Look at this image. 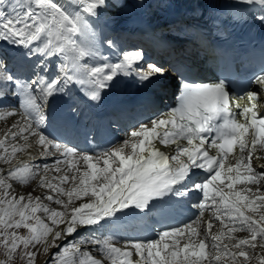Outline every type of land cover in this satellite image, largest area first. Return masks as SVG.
Segmentation results:
<instances>
[{
    "label": "snow or ice",
    "instance_id": "1",
    "mask_svg": "<svg viewBox=\"0 0 264 264\" xmlns=\"http://www.w3.org/2000/svg\"><path fill=\"white\" fill-rule=\"evenodd\" d=\"M106 5L0 0V264H264V63L238 91L171 65L174 106L99 150L47 131L54 98L76 128L118 77L166 75L142 49L105 54ZM241 5L264 25V0Z\"/></svg>",
    "mask_w": 264,
    "mask_h": 264
},
{
    "label": "bare ground",
    "instance_id": "2",
    "mask_svg": "<svg viewBox=\"0 0 264 264\" xmlns=\"http://www.w3.org/2000/svg\"><path fill=\"white\" fill-rule=\"evenodd\" d=\"M154 0H141V2H138L137 0H107V5L101 10L100 16L97 18V20L94 22L93 26L97 28V39L98 40H107L110 38H106V35L110 33L111 30H113L115 27H119L121 36L124 41L128 38H133L134 36H138V38H135L134 44H137V40L141 39V42L139 44L140 47L132 48V47H124L123 42L118 41L116 39H113L117 45L116 48L108 49L107 45H104V51L106 55L110 56V59L115 62L118 59V54L121 50L129 48L130 49H142L145 53V56L147 55H154V63H157L159 65L164 66L167 68L168 64L172 63V60L169 58L168 60L166 57H162L160 54V48L156 45L155 39L152 35L145 36L142 32L133 33L131 30L134 28L132 27L133 23V16L135 14V10L138 11H144L145 16L149 18V15L152 18V23L154 27L152 30H154L157 34L162 35L164 30H167L169 27L162 28L160 27L163 20H161V11L158 9H154L153 7ZM149 15H148V13ZM184 25H180V28L178 29L179 37H185L187 40L195 39V35L192 31V29H189L191 26L190 21L183 22ZM132 33V35H131ZM130 35V36H128ZM168 35V34H167ZM166 35V36H167ZM128 36V37H127ZM165 37V35H162ZM127 37V38H126ZM142 41L144 42L142 44ZM146 41V42H145ZM172 45V44H171ZM167 54L165 52L162 53V55ZM151 61V60H148ZM11 67H14V65H10ZM173 76L172 75H165L163 77H157L155 78L151 83L146 84L148 85H154V86H161L160 89L157 92V96L162 95L164 90L168 89L169 84L171 83ZM165 79V81H163ZM124 84H133L134 86L138 85V81L134 76H121L118 77L114 82L113 86H117V89L119 90V93L122 96L128 97V93L124 92ZM169 98V96H167ZM84 107V105H83ZM167 106H161V110H164L167 108ZM84 115L87 117L85 120L84 117L81 118V121H78V127L81 132H90L93 137L100 143V140L96 136L98 132L100 133V136H107L111 137L113 139L112 143H115L117 140L123 137L124 133L126 132V129L134 120L140 119V118H115L113 120H110L108 124L104 122L106 128L102 129L101 124L98 120L93 119L89 115L86 114L84 111ZM137 115V114H136ZM143 116V115H140ZM146 118L150 117L151 114H146ZM125 118V121L123 120ZM90 121V123L88 122ZM88 122V124H87ZM94 130V132H92ZM83 141L81 136L76 137L75 142ZM84 142V141H83ZM105 147L104 145L101 146V148ZM83 148V145L81 146ZM29 189H25V191H28Z\"/></svg>",
    "mask_w": 264,
    "mask_h": 264
},
{
    "label": "rangeland",
    "instance_id": "3",
    "mask_svg": "<svg viewBox=\"0 0 264 264\" xmlns=\"http://www.w3.org/2000/svg\"><path fill=\"white\" fill-rule=\"evenodd\" d=\"M94 27V26H93ZM170 28V27H169ZM169 28L167 29V30H164L165 31V33H164V35H167V32L169 31ZM178 29L180 28V27H177ZM178 29H177V33H178V35H179V32H178ZM94 30L96 31V33L98 32L97 31V28L96 27H94ZM120 31V29H119V27H115L113 30H111L110 31V33H108L107 35H106V38H110V39H116V40H118V41H121V42H123V44H124V47H126V46H128L127 45V41L128 40H130V39H132V38H128V39H126L125 41L122 39V38H124V37H122L121 36V33L119 32ZM131 35H132V33H131ZM135 34H133L132 36H133V38L135 39V38H138V36H134ZM169 35V34H168ZM167 35V36H168ZM117 36V37H116ZM128 36H130V35H128ZM127 36V37H128ZM126 37V38H127ZM131 37V36H130ZM180 38H183V39H186L187 40V38H185V37H180ZM146 42V41H145ZM144 42L142 41V44H143ZM134 44V43H133ZM140 44V43H139ZM133 45L131 44V45H129L128 47H132ZM129 48H126V49H123V50H128ZM161 49V48H160ZM162 49L160 50V54H161V56L162 57H166V59L168 60L169 58H170V55L169 54H164V55H162ZM145 60L146 61H148V60H151V61H148V62H153L154 61V55H147V56H145ZM135 117L136 118H141V117H143V116H140V115H135ZM126 131H128V129H126ZM240 235H244L243 233H241ZM0 258H3L2 256H0ZM43 258H40V259H38L37 260V264H41V260H42ZM15 264H21V261L18 259L16 262H15Z\"/></svg>",
    "mask_w": 264,
    "mask_h": 264
}]
</instances>
